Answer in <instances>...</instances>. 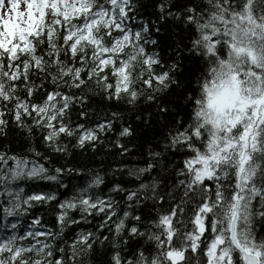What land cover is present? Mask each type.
I'll use <instances>...</instances> for the list:
<instances>
[{"label": "snow or ice", "instance_id": "1", "mask_svg": "<svg viewBox=\"0 0 264 264\" xmlns=\"http://www.w3.org/2000/svg\"><path fill=\"white\" fill-rule=\"evenodd\" d=\"M147 7L0 0V136L15 128L30 145L0 151V264H264V0H158L155 19ZM165 23L186 41L171 55L156 38ZM93 97L172 116L144 166L112 169L125 178L111 184L50 164L70 146L95 151L121 119L90 122ZM134 134L119 128L121 156ZM44 205L51 227L16 219Z\"/></svg>", "mask_w": 264, "mask_h": 264}, {"label": "trees", "instance_id": "2", "mask_svg": "<svg viewBox=\"0 0 264 264\" xmlns=\"http://www.w3.org/2000/svg\"><path fill=\"white\" fill-rule=\"evenodd\" d=\"M181 2H185V0H181ZM141 3L148 6L146 9L141 8L143 18L148 19L150 17L151 19H155L156 9L154 5L158 3V0H141ZM183 36L184 34L181 32L179 23H165L156 38H162L163 46L168 48L169 45L186 42L183 40ZM168 52L171 55V48H168ZM185 64L189 65V74L195 71L194 60L192 62L185 61ZM166 101L170 109L174 110V112H179L180 115L186 118L188 108L183 104L181 93L172 92L166 97ZM90 104L93 109L90 122L98 120L104 114H110L111 111L121 112L122 117L116 122L111 132L102 135L101 138L104 140V143L97 145L95 151L91 148L81 150L71 148L70 146L71 155L65 156L49 153L52 156L50 164L57 167L66 165L67 167L73 168L74 173L77 170L84 174L99 172L104 176L106 184L114 182L116 176H119L121 179L125 178L123 173H117L114 176L112 173V169L114 168L143 167L145 161L148 159L149 147H154L163 139L166 132V122L172 119L171 115L165 119H161L156 112L155 106L148 105L144 102H140L136 106L126 103L115 105L113 103L103 102L99 97H93L90 100ZM138 116L140 117L139 119H137ZM129 124L135 129V134L132 137L119 138L121 143H125L129 149L126 155L121 156L120 150L114 147V142L118 138L119 128L121 126H128ZM35 145L38 150L45 151L39 135L35 137ZM29 146L28 138L18 129L10 128L6 137L0 136V151H6L10 148L12 153H24ZM176 159H179V157H176ZM79 179L80 177L74 174L73 176L66 177V182L75 183ZM54 187L52 186L45 190L52 191ZM29 190V187L25 185V192L27 193ZM61 192H63V189H61ZM52 213L53 207L51 205L37 206V208L30 211L28 216L16 219H20L23 226L31 221L32 216H42V222L47 223L51 227L53 223ZM8 219L13 220L14 218L9 217ZM2 222L3 213L0 211V223ZM85 227L91 228L92 225H85Z\"/></svg>", "mask_w": 264, "mask_h": 264}]
</instances>
